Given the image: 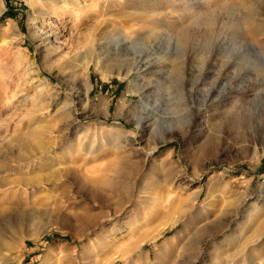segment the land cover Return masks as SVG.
I'll list each match as a JSON object with an SVG mask.
<instances>
[{"label":"rangeland","instance_id":"1","mask_svg":"<svg viewBox=\"0 0 264 264\" xmlns=\"http://www.w3.org/2000/svg\"><path fill=\"white\" fill-rule=\"evenodd\" d=\"M168 1L0 0V156L21 139L42 142L49 151L17 176L62 174L52 194L27 180L0 186V264H216L228 254L248 264L242 234L251 248L264 222V32L219 22L196 40L204 62L180 43L184 20ZM246 1L209 4L243 17ZM256 9L264 17V0ZM125 35L136 55L102 53L84 69L96 38ZM168 118L162 141L147 123ZM201 228L226 230L201 249ZM237 228V241L216 244Z\"/></svg>","mask_w":264,"mask_h":264},{"label":"bare ground","instance_id":"2","mask_svg":"<svg viewBox=\"0 0 264 264\" xmlns=\"http://www.w3.org/2000/svg\"><path fill=\"white\" fill-rule=\"evenodd\" d=\"M122 1H123L122 5L128 3V0H122ZM193 1H195V0H169L168 2H170V4H172V6L176 7V9L178 11L176 13L177 18H179L178 20H180V19L184 20V23L180 25V32L178 34V38L180 40V43L182 45L193 47L192 48L193 56L196 58H199L200 60H203L204 57L201 56L202 50L198 49L195 46L196 40L206 39L209 36L216 35L219 32L218 31L219 28L220 27L222 28V26H220L218 24L219 22H223L224 25H229L230 28H234V27H236V24H238V20L242 19L244 21V19H245L246 21H248L250 23L249 24L250 30L252 32H254L255 34L260 33V32H264V17L259 16V12L256 11L257 10L256 9V3L258 2V0H247L246 1L249 11L246 12L243 15V17L241 15L242 18L241 17H235V15L233 13L232 14L234 16L230 15V13H229V15L227 13H225V15L227 14V16L215 15L214 11H211V6L209 4V0H198L200 2L198 3V7H196V8H195V3H197V2L196 1L193 2ZM141 3H143V2H141ZM182 3H186L187 7L184 9L177 8V5L178 4L181 5ZM155 4H158V3H155ZM134 5L136 8H139L138 7L139 5L137 3H134ZM229 11L231 12V10H229ZM139 13H140L139 15H145V12H139ZM236 16H237V14H236ZM140 33H139V35H140ZM138 37H141V36H138ZM95 40L98 43H100V45H101L100 50L98 51V53L96 54L95 57H91L84 64V69H86V70L90 69V67L94 61H96L97 64L102 62V59L105 58V56H102V53L108 54L109 52H111V53L114 52V53L121 55V56H129V55H133V54L136 55L137 54V52L133 49V44L135 43L134 41H136L135 37H132L130 35L129 36L128 35L121 36L117 39L115 38V40H105V39L103 40L102 37L96 38ZM45 41L47 43L52 42L51 35L49 33H46V36L44 37V42ZM88 54H89V52L87 51L86 53H84L82 55V57L84 58ZM206 61H207V59H204V62H206ZM177 69H179L178 65H177ZM125 70H126V76L130 75L133 71H135V72H137V74H139V63H138V61L133 66H131L125 62ZM145 93L148 94V92H146V91H145ZM143 121H144V118H140L137 121V126L140 130H143V128H142L144 126ZM148 121L149 122L147 123V125L148 126L152 125V130H154L156 132V134L162 138V141L166 140V138L164 136L165 133H169L172 130H174V128H175L173 118H168V119H165L164 121H160L158 119L148 120ZM42 144H43L42 142L34 143V142H31L30 140H27V139H21L20 140V146L18 149H16V150L15 149H9L7 153L0 156V186H7V187L8 186L9 187L18 186L24 180H27V185L30 184L32 186V188L40 189V186L43 185V186H45V189H41V190L42 191L46 190L47 192L51 193V191L47 189V188H49L48 184H50V182L52 180L54 182H57L58 180H60L62 178V174L60 173V169L58 167L55 169H52L51 173L50 174L48 173L49 175L44 176V177L37 176V175H27V176H23V177L17 176L18 173H21L22 170L30 167V164H31L30 162H32V160L39 158V157L43 158L45 156V154L49 151L48 150L49 148L48 147L44 148ZM46 161L47 160L42 161L40 164L42 165L43 162L45 163ZM53 166H55V165L53 164V162H51V167H53ZM18 168H19V170L17 172L16 170ZM97 178H99V177H97ZM95 185L96 186L94 187V191H95V188H97V190H98L97 182L95 183ZM39 192H40V190H39ZM216 192H217V189H214L213 193L216 194ZM13 193H15V192H13ZM100 196H102V195H100ZM213 198H215V197H213ZM196 201H197V199H196ZM32 221H33V217H28V218H26L25 223H26V225H28V224L31 225L33 223ZM263 225H264V222L258 223V225L255 228H253L252 234H256L257 237L254 239L255 242L251 248H247V245L249 244L248 242L253 238V236H252V238H249V235H251V234H249L247 237H246V234H242L244 237V239L242 241L246 242V245H245L246 249L243 251L245 253L243 261L247 262L248 264H255V261L257 259L256 257L253 256L252 250L257 249V250L264 251V228H263ZM37 227L41 228L42 225L38 224ZM14 228H19V227L16 224V225H14ZM40 228H35V229L39 230ZM223 230H226V228H201L200 234L195 239V241H196V243H200V248L202 249L204 247L203 241L206 237L213 236V235H215V234H217ZM242 230H243L242 228L235 229L234 232H232L229 235V237H227L224 240L217 241L216 244L221 245L223 241L228 240L229 245H231L235 239H236V241H237V239H239V238H237V234L239 232H242ZM251 242H253V241H251ZM239 244H238V246H239ZM249 251H251V252H249ZM240 252L242 253V251H240ZM198 254L196 256L197 259L199 258ZM233 255L228 254L227 256H225L223 258H218L217 260H215L216 264H234L237 257L234 258ZM242 255H243V253H242ZM262 255L264 256V252L261 253V256ZM213 258H215V257H213ZM197 259H196L195 263L197 262ZM262 260H264V259H262Z\"/></svg>","mask_w":264,"mask_h":264}]
</instances>
